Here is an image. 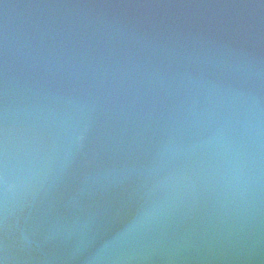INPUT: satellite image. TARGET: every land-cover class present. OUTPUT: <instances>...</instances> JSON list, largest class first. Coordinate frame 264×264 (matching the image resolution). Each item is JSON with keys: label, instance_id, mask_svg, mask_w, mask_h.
I'll return each instance as SVG.
<instances>
[{"label": "water", "instance_id": "obj_1", "mask_svg": "<svg viewBox=\"0 0 264 264\" xmlns=\"http://www.w3.org/2000/svg\"><path fill=\"white\" fill-rule=\"evenodd\" d=\"M0 264H264V0H0Z\"/></svg>", "mask_w": 264, "mask_h": 264}]
</instances>
